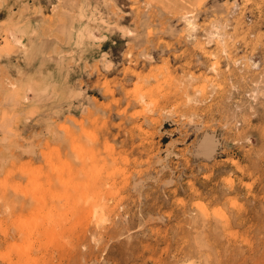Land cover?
<instances>
[{
	"label": "rangeland",
	"instance_id": "374dc122",
	"mask_svg": "<svg viewBox=\"0 0 264 264\" xmlns=\"http://www.w3.org/2000/svg\"><path fill=\"white\" fill-rule=\"evenodd\" d=\"M0 264H264V0H0Z\"/></svg>",
	"mask_w": 264,
	"mask_h": 264
}]
</instances>
